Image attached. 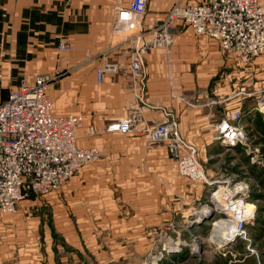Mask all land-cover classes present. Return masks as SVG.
Masks as SVG:
<instances>
[{"label":"rangeland","instance_id":"rangeland-1","mask_svg":"<svg viewBox=\"0 0 264 264\" xmlns=\"http://www.w3.org/2000/svg\"><path fill=\"white\" fill-rule=\"evenodd\" d=\"M116 40L110 31L111 43ZM174 47L164 55L169 57ZM219 51L224 61L235 65ZM127 60L128 57L122 60L121 65L118 64V71H127L129 75ZM97 87L86 86L87 93L96 94L99 91ZM131 91L127 97V109L121 113L117 112L118 104L108 106L107 96L100 95L85 98L83 104L86 106L82 110L87 113L73 112L84 122L77 132L78 146L100 149V160L81 168L59 189L46 195L29 193L12 212L0 213V264H264V119H261L264 116L254 109L256 102L251 112L256 116L254 121H250L251 115L244 111L241 120L246 132L244 150L251 152L248 156L238 147L221 151L217 159L206 161L198 152L201 144L193 140L191 143L179 131L182 138L195 148L198 160L214 178L243 182L250 191L255 213L247 225L246 238L222 247L211 240L212 220L196 228L181 218L192 213L197 205L193 203L188 208H178L173 204L179 202L181 187L189 189V182L178 174L172 160H159V171L165 173H160L156 180L158 186L154 184L151 192L140 191L135 178L126 173L128 168H147L142 157L132 162L121 161L120 156L110 159L113 152L121 155L120 148L123 142L126 143L123 138L126 136L142 138L145 147L159 146L165 151L162 144H152L138 128L127 135L105 131L106 125L127 117L128 107L134 101ZM181 101L185 102L182 98ZM214 103L217 104V101ZM96 109L99 112L94 111ZM152 111H158L159 120L151 116ZM169 111L175 115L172 110ZM143 116L153 122L162 119L159 109L146 111ZM175 119L178 123L177 117ZM86 122L95 126V134H88ZM98 126L102 129L96 128ZM208 129L214 132L211 138L215 140L214 127ZM208 134V138L205 137L207 141L210 138ZM214 143L219 147L217 141ZM113 147L115 149L111 152ZM174 183L177 194L172 196L174 189L171 185L174 186ZM195 185L201 190V183ZM202 191L200 205L208 195L206 189ZM168 198L171 199L168 201ZM194 219L191 217L187 221L193 222ZM187 228L189 233H186Z\"/></svg>","mask_w":264,"mask_h":264},{"label":"built area","instance_id":"built-area-1","mask_svg":"<svg viewBox=\"0 0 264 264\" xmlns=\"http://www.w3.org/2000/svg\"><path fill=\"white\" fill-rule=\"evenodd\" d=\"M113 13L110 31L117 42L100 54L103 62L94 69V78L100 85L106 75L117 74L118 63L107 55L121 51L128 57L134 101L127 117L108 125L105 131L127 135L138 128L152 144H162L178 174L190 184L201 183L208 193L203 205L199 203L182 219L191 226H200L210 213L216 214L215 218L228 226L229 237L245 239L247 225L255 213L248 187L231 178H209L195 148L180 135L175 115L148 103L145 56L153 49L168 53L174 45L173 26L184 25L193 36L216 42L235 65L249 66L264 55V0H173L158 19H148V0H129L115 6ZM57 49L67 54L71 42L63 39ZM54 79L42 74L31 83L22 80L5 99L0 98V213L12 212L29 193L46 195L59 189L81 168L100 160V149H84L77 144L83 118L52 112L48 90ZM154 109L161 110V121L144 118L146 111ZM254 109L264 116V87ZM242 118L238 109L226 112L214 126L215 140L225 151L239 147L248 156L251 152L244 150ZM87 130L89 135L95 134L92 126ZM203 208L209 209L206 217L202 216ZM191 217H195L194 221L188 222Z\"/></svg>","mask_w":264,"mask_h":264},{"label":"crops","instance_id":"crops-1","mask_svg":"<svg viewBox=\"0 0 264 264\" xmlns=\"http://www.w3.org/2000/svg\"><path fill=\"white\" fill-rule=\"evenodd\" d=\"M206 1L188 0L190 3ZM127 2L129 0H0V98L5 99L9 90L22 80L31 83L36 76L49 74L55 77L48 93L52 112H58L57 115L79 111L87 113L82 110L86 106L83 104L85 98L98 95L107 96L108 106L118 104L117 112L126 110L131 91L127 71L106 75L103 83L98 85L94 69L103 62L100 54L112 45L110 24L114 7ZM172 2L148 0V19L161 18ZM173 36L176 43L169 57L157 49L150 50L145 56L147 101L172 110L178 119L181 135L191 143L193 140L201 144L200 156L211 161L225 149L216 146V140L211 138V134H215L208 128H213L225 112L238 109L250 114V121H254L256 116L251 114L252 106L264 87V57L256 58L249 66H237L224 61L216 42L193 36L184 25H174ZM63 39L71 42V50L67 54L57 49ZM107 58L119 65L126 60L118 50ZM88 82L93 88L98 86L96 94L87 93ZM216 101L217 104L214 103ZM79 103H82L80 107ZM94 111L99 112L98 109ZM152 112L151 116L159 120L158 111ZM86 123L87 127L93 126ZM207 132L210 133L208 141ZM123 138L126 143L121 145V155L111 153L115 149L113 147L110 159L120 156L121 161L132 162L142 157L148 167L139 170L128 168L126 173L135 178L140 191L152 192L153 185L158 186L156 180L160 173H165L159 171V160L168 162L166 150L153 145L145 147L142 138ZM208 172L206 168L207 176ZM167 173L172 175L170 170ZM209 175V178H214L210 172ZM171 186L174 190L169 192L174 196L177 186L175 183ZM202 190L203 186L200 190L197 185L189 183V189L180 188L179 202L173 204L178 208H188L193 203L198 205L203 197Z\"/></svg>","mask_w":264,"mask_h":264},{"label":"bare ground","instance_id":"bare-ground-1","mask_svg":"<svg viewBox=\"0 0 264 264\" xmlns=\"http://www.w3.org/2000/svg\"><path fill=\"white\" fill-rule=\"evenodd\" d=\"M203 212H204V214H203ZM208 212H209V209L203 208L202 209V214H203L202 216L206 217ZM215 217H216V214H212L211 216L206 217L204 222L207 223V221H210V220H212ZM212 224H213V231L211 232L212 234H210L211 235V240L213 242H215L216 244H218L219 246L225 245V243L227 241V238L229 237V235H228V226L224 223V221L219 220V218L213 219L212 220ZM195 227L199 228V226H197V225H195Z\"/></svg>","mask_w":264,"mask_h":264},{"label":"water","instance_id":"water-1","mask_svg":"<svg viewBox=\"0 0 264 264\" xmlns=\"http://www.w3.org/2000/svg\"><path fill=\"white\" fill-rule=\"evenodd\" d=\"M209 216H211V213L207 216V217H209ZM235 241V239L234 238H232V237H228L227 238V241H226V243H225V245H223V246H226V245H228V244H230V243H233ZM222 246V247H223Z\"/></svg>","mask_w":264,"mask_h":264}]
</instances>
